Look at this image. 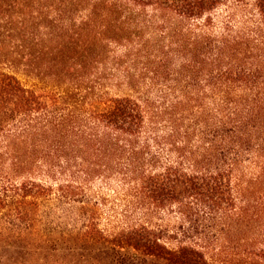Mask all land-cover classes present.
<instances>
[{
    "label": "trees",
    "instance_id": "16d2710c",
    "mask_svg": "<svg viewBox=\"0 0 264 264\" xmlns=\"http://www.w3.org/2000/svg\"><path fill=\"white\" fill-rule=\"evenodd\" d=\"M121 1L165 12L172 23L163 21L161 28L172 38L155 53L164 70L155 69L161 103L154 108L153 97L128 78L130 91L109 95L104 109L94 113L114 144L129 151L124 174L135 173V197L145 216L109 227L89 212L83 227L44 233L37 249L56 264H264L260 237V245L255 237L252 246L235 251L209 241L228 240L237 224H251L256 216L246 192L264 174V0ZM167 74L175 75L173 83L165 82ZM198 98L193 142L190 127L178 122ZM41 104L21 77L0 70V125ZM87 191L76 180L57 186L37 180L10 186L0 180V215L13 212L36 234L34 220L44 201L58 196L85 204L89 200L81 196ZM4 251L0 264L11 262L3 261L9 260Z\"/></svg>",
    "mask_w": 264,
    "mask_h": 264
},
{
    "label": "rangeland",
    "instance_id": "374dc122",
    "mask_svg": "<svg viewBox=\"0 0 264 264\" xmlns=\"http://www.w3.org/2000/svg\"><path fill=\"white\" fill-rule=\"evenodd\" d=\"M163 21L172 24L165 12L138 10L121 0H0V70L16 73L42 101L34 113L0 125V180L10 186L76 180L85 183L88 196L81 198L89 200L71 204L56 196L44 201L34 220L36 234L13 212L0 215V252L7 250L2 253L9 257L4 262L56 264L37 249L39 239L83 227L92 212L109 227L145 216L135 197L136 175L124 174L129 151L123 143L114 144L94 113L104 109L109 95L130 91L128 78L153 97L154 108L161 103L155 69L164 70L155 53L172 38L161 28ZM145 67L143 74L135 73ZM129 68L134 73L128 75ZM167 76L165 82L173 83L175 75ZM168 98L175 99V93ZM200 99L181 110L186 118L178 122L190 127L193 142ZM193 103L198 104L195 113ZM246 194L255 211L253 222L237 224L228 240L211 236L213 247L224 244L235 251L252 246L255 237L258 245L264 239V174L248 185Z\"/></svg>",
    "mask_w": 264,
    "mask_h": 264
}]
</instances>
